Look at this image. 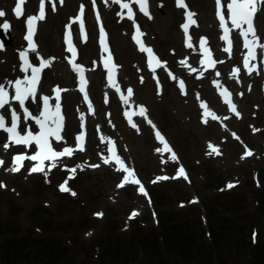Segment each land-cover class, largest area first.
I'll return each instance as SVG.
<instances>
[{"label":"rangeland","instance_id":"374dc122","mask_svg":"<svg viewBox=\"0 0 264 264\" xmlns=\"http://www.w3.org/2000/svg\"><path fill=\"white\" fill-rule=\"evenodd\" d=\"M51 1L55 10H51L40 24L37 39L39 56L54 59L39 92L43 94L57 86L61 90L68 89L69 85L56 75L69 79L78 77L67 61L65 36L66 25L73 24V18L80 15L83 5L87 11L83 16L86 41L78 22L76 28L71 27L73 43L79 48L76 63L87 69V93L96 116L100 121L104 120L113 133L102 132L103 140L96 131H91L89 146L61 160L47 176H29L30 168L11 172L10 167H6L0 172V185H4L0 186V264H55L52 255L38 253L41 238H46L47 243L55 238L57 243L61 241L63 247L70 249L71 257L85 260L89 251L94 255L97 238L106 231L112 232L116 243L131 247L129 253L133 264H151L156 256L147 258L142 236L152 237L162 232L159 214L162 217L170 214L172 222L178 223L174 225H187L189 231L176 236L182 235L188 241L187 247H180L186 252L202 254L210 251L209 246L217 241L228 253L233 244H239L247 249L241 251L234 262L251 264L253 246L260 242L264 244V69L238 76L233 83L223 80L211 83L208 78L199 76L198 71L191 72L192 76L180 72V67L186 66L184 57L188 54L182 28L188 22V12L195 14L193 19L196 21L190 25L188 35L193 31L194 40L203 34L213 40L217 35L218 42H213V47L222 58L220 30H210V24L217 22L216 0H183L186 7L179 6V0H149L151 18L140 11L134 0H124L131 5L134 19H130L128 10L118 3L112 9V5H102L98 0L94 4L93 0ZM36 2L29 7L34 10ZM98 5L101 13L96 16L94 7ZM0 10L6 13L0 17V25L7 21L13 36L12 44L5 46L19 48L17 40L23 29L14 23L17 18L13 0H0ZM258 22L264 43V7ZM100 24L111 34L116 65L119 66L118 85L133 90L126 105H132L138 112L145 104L142 122L132 117L131 123L128 122L126 107L116 98L115 88L107 94L108 72L105 68L97 70L95 66L89 71L105 56L98 38ZM137 25L146 35V45L160 61L166 62V66L161 64L153 72L147 65L144 53L133 39ZM242 51L246 52V49L242 48ZM238 52L239 49L237 55ZM59 55H65L66 62L61 63ZM13 58L17 65L12 51L11 55L6 52L2 56L0 69L4 76L12 74ZM238 59L233 58L222 65V72L225 75L235 72ZM35 61L40 63L38 59ZM141 61L146 66H142ZM68 72L70 77L65 75ZM181 81L185 85L183 90ZM225 89L231 94L239 115L230 110L221 95ZM211 114L217 118L213 119ZM100 125L105 131L104 124ZM157 131L163 140L157 138ZM109 140L117 144L118 155L134 170L146 195L140 192V185L131 182V177L120 186L127 174L117 170L121 166L114 159L106 170L90 166L94 150L101 151L102 148L106 157H110L106 152L111 146ZM165 140L173 146L167 156L163 154ZM60 144L62 148L70 146L74 149L77 145L73 136L63 139ZM173 153L176 160L172 159ZM73 167L76 171L71 174L67 169ZM180 167L185 170L186 178L178 176ZM70 175L73 178L69 179ZM66 180L70 191H61L60 186ZM229 184L233 186L229 188ZM114 189L120 193L114 194ZM152 195L158 198L156 204ZM133 212L137 214L133 216ZM97 213L103 215L97 216ZM177 227V231L182 230ZM96 249V252L101 251L102 246ZM51 253L54 254V249ZM180 256L186 261L183 255ZM159 257L157 255V259Z\"/></svg>","mask_w":264,"mask_h":264},{"label":"snow or ice","instance_id":"6c2138e0","mask_svg":"<svg viewBox=\"0 0 264 264\" xmlns=\"http://www.w3.org/2000/svg\"><path fill=\"white\" fill-rule=\"evenodd\" d=\"M63 2V0H61ZM116 3L121 4V7L128 10V16L130 19H134V13L132 7L129 3L124 2V0H115ZM135 3L139 5L140 11H142L146 16L151 18L150 12L148 11V0H134ZM27 3V0H17L16 6L13 9V12L17 18H21L24 15L23 6ZM95 0H93V4ZM217 5V18L220 22V27L223 31V35L221 37L227 44V47L224 49L225 52L231 54L233 41L231 38V32L233 30H239V35L243 38V48L247 50L243 64L244 67L248 70L249 74L251 72L257 70L256 65H253L251 61L257 58V49L264 50V43L261 42L260 37L257 36L253 25H252V18L254 13L258 10V5L260 7H264V0H227V3H224V0H216ZM179 6L186 7L183 3V0H179ZM225 8L227 9V18L225 15ZM52 10H55V6L53 5ZM84 14V6L81 5L80 8V15L73 18L72 23H79V29L81 31L82 37L86 41V34H85V25L83 20ZM6 13L3 10H0V17H4ZM194 13L188 12L187 13V21L185 24L182 25V28L185 31L186 38H187V46L189 48L193 47V44L190 42L191 38L188 36L190 25L195 24L196 21L193 19ZM46 18V6L45 0H40L39 4V12L37 15H31L27 17V25H28V35L26 39L29 42L28 50L31 52H36L38 46L34 43L33 35L36 28V25L40 20ZM229 23L231 27H229ZM246 26V27H245ZM4 30H7L10 27V24L5 21L3 25H0ZM71 27L72 24L66 25L68 31L66 32L65 41L67 44V51L71 54L69 59V63L72 67V70L77 74L80 91L84 94V99L88 103V107L90 111H93L92 104L89 100L88 93H87V78H86V71L87 69L78 63H76V59L78 56V50L76 49L72 34H71ZM137 27V33L133 37L136 43L140 46V50L142 52H146L148 54V65L150 69L154 72L157 66L164 64L166 66V62H162L159 58L154 54L153 50L146 46L141 37L143 33L139 30V25ZM207 38L200 39V48L202 49L203 55L206 57V60H202V64H207L208 67H213L217 61L213 59L211 54V50L207 48L206 45ZM100 44L103 49L104 53H107V56L103 59V64L105 69L108 72V81L111 87L115 88L118 92H121V99L124 101L125 104L129 102V98L133 95V90L131 88L127 89V95H123L121 89L119 88L118 81L116 79V74L118 70V65H116L113 61V57L111 56L109 47L106 43V33L101 25L100 28ZM21 60L23 61V69L22 71L28 73L31 71V75L25 76L23 79H17L15 81H9L8 85L6 86L3 83H0V109H5V106L11 105L12 101L18 102L20 108L23 109L24 113V121L27 123L28 120H32L38 126V131L33 132L31 126H28L21 130L20 126V115L18 114L16 108L9 107V112L11 116V123H8L7 117L0 112V131H3L7 134V142L3 145L4 150L7 151L10 145H24V146H31L35 144L36 148L38 149L33 155H26V154H16L13 156V167L10 171L18 172L23 167V162L25 160L36 162L34 166L29 170L31 173H44L46 176L48 171H51L52 168L57 166V163L60 158L62 157H71L76 150L83 151L84 150V143L86 140L85 133L82 131L76 138L77 145L74 149L70 146H65L62 150L57 151L53 147V140L59 142L62 141L63 137L61 135L63 130L64 124V117L62 115L61 105L59 103L61 89L57 86L54 91L56 93L55 105H52L50 102V97L42 96L41 100L42 110L39 111L38 115H33L30 110L26 107V101L31 98L33 101L36 100L37 92H38V85L41 79V73L45 67L50 66L52 59L49 58L45 59L44 57L39 58V65H34L28 55V51L20 53ZM235 72L238 73L239 69H235ZM202 75V73H201ZM158 82V78H157ZM180 87L183 90L185 85L184 82H180ZM9 89H12L14 94L10 93ZM221 95L224 97L225 102L229 105L230 110L236 112V106L231 101V94L225 89ZM206 107V106H205ZM146 109L143 106L140 107V115H145ZM239 115L238 112H236ZM128 115V113H126ZM205 115H209L206 111ZM213 119L217 117L215 114H211ZM130 123H131V118ZM82 120V128L84 127L83 121L84 117L81 116ZM206 122V121H205ZM133 127H137V125L132 124ZM157 138L163 140L164 138L160 134L159 131L156 132ZM103 139V137H102ZM111 146L109 147L108 151L111 154L110 157H105L104 162L110 163L113 159L115 162L120 165L121 167L118 168V171H123L127 175L124 176L122 184L129 182V178L131 177L132 183L140 185V192L146 195L145 189L143 185L140 183L138 178H135V172L133 169H130L125 165L124 160L118 155L117 149L114 146V141L109 140ZM210 147H212L210 145ZM165 148L169 151L167 145ZM215 151V148H213ZM250 154V153H249ZM172 159L176 160L177 157L175 153L172 154ZM50 162V166L48 171L45 170V162ZM4 161L0 160V166H3ZM96 167L98 165H92ZM76 167H82L77 165ZM69 173L74 174L76 168L67 169ZM178 176H184L186 178V173L183 167H180L178 170ZM73 178L72 175L69 176V179ZM167 177H158L157 179H166ZM4 186V185H0ZM233 185L229 184L228 187L231 188ZM61 191H70L67 187V180L60 186ZM72 195H75L72 192ZM137 213L133 212V216ZM97 216H102V213H97Z\"/></svg>","mask_w":264,"mask_h":264},{"label":"bare ground","instance_id":"6f19581e","mask_svg":"<svg viewBox=\"0 0 264 264\" xmlns=\"http://www.w3.org/2000/svg\"><path fill=\"white\" fill-rule=\"evenodd\" d=\"M72 1L73 0H71V2ZM100 1H101L102 5L103 4L107 5V6H111L112 5V9H114L115 5H117L115 0H100ZM35 2H36V0H27V3L23 6L24 7V15H26L29 11H33L35 13V15L38 14L40 0H37V2H36L37 7L34 10L29 7V5L35 4ZM16 3H17V0H13L14 7L16 6ZM224 3L226 4L227 0H224ZM45 6H46V16H47V14L50 13V11L53 8L52 1L51 0H45ZM225 13H227V9L226 8H225ZM258 16H259V13H258L257 17ZM43 20H40L38 22V24L39 25L42 24ZM14 23L19 25L20 27H22V24H23L26 29L28 28L26 18H24L23 20L22 19L14 20ZM74 24L75 23H73L72 26ZM211 29L212 30L213 29L218 30L217 22H213L212 24H210V30ZM236 33L239 34V30H233L232 31V41H233L232 55L233 56H235V52H236V49L239 46V43L241 42V40H243V38L242 37H238L236 35ZM27 35L28 34L25 32L22 35V37L18 38V40H17L18 46L21 45V46L28 47L29 42L26 39ZM188 36H190V38H191L190 42L193 44V47L192 48L187 47L188 54L186 55V57H184V58H186V61L184 62L186 64V69L189 70L187 74L192 76V74H190V73H191V71L194 70L193 68L200 67L201 68L200 73H202V75L200 74L199 76H203L205 78H208L209 79L208 81L211 82V83L216 82L218 80H223L226 83H229V82L233 83L235 81V78H236L235 74L231 72L229 75L228 74L225 75L222 72L221 63H218L214 67H208L206 63L205 64L201 63V61L203 59L200 60V58H199V54L202 51V49L200 48V40L198 38H196L194 40L193 31L190 32V34ZM0 40H2V39L0 38ZM33 40H34V43L37 44L36 31H34ZM217 41L218 40H217L216 36L214 37V40H212L209 37H207L206 45H212L213 42L217 43ZM11 51L13 52L14 57H15V59L17 61V66H15V68H14V73L11 74L12 75V79H14L16 76H18L21 79V77L23 76V71L21 69V64L23 63V61L21 60L20 52L17 49H14V48H11V47H5L4 45L0 44V55L3 54V53H6V52H8L11 55ZM143 53H144L145 60H148V56H147L146 52H143ZM222 53L225 56L229 55V53H227L225 51H222ZM28 55H29V58H35L36 57V53L35 52H31L29 50H28ZM67 55L70 57L71 54L69 52H67ZM59 59L61 60V63L66 62L65 61V55L64 56L59 55ZM205 60H206V57H205ZM255 62H257V59L251 61L252 64H254ZM141 64H142V66H146L142 61H141ZM147 65H148V62H147ZM95 66H97V68H98L97 70H99L100 67H104L103 61H101V63L98 61V65L94 64L92 67H90L89 71H93ZM47 70H49V67H45L43 69V71H44L43 73L47 72ZM180 72L184 73L185 72V68H183L181 66L180 67ZM159 73H161V72H159ZM246 73H249L248 70L244 67L243 62H240V74L244 75ZM161 74L163 75V73H161ZM65 75H67V77L71 76L70 72L65 73ZM56 77L59 78L62 81L64 80L65 83L67 85H69V89H67L65 91L63 90L61 92L60 100H59V103L61 105L62 115L64 117V124L63 125H64V136H65V138H67V137L71 138L72 135H74L75 133L78 134L79 132L83 131L84 127L82 128V120H81V116L82 115H83L84 119H88V130L93 129L94 131L97 132L98 131V126H99L100 129L103 128L98 123H102L105 126V133L108 134V135L109 134L111 135L113 133L112 128H109V126H106L104 120L100 121L99 117H97L95 114H93L92 111L89 110V107L87 106L86 101L84 99V95L80 91L79 83L76 82L73 78L69 79V78H66L63 75H56ZM116 77H117V75H116ZM9 78L10 77L4 79V76L2 75V71L0 70V83H3V84H5L7 86L8 82H5V81H7ZM122 86H123V91L126 92L127 88L124 85H122ZM111 89H112V87L110 86L109 82L107 81V89H106L107 94L111 92ZM50 94H51L50 95V98H51L50 102H51L52 105H55V103L57 102L56 99H55V95L56 94H53L52 92ZM111 95L114 96L115 95L114 92H112ZM42 104H43V102L41 100V97L38 94H37V97H36L35 101H33L31 98L28 101H26V105L29 106L30 112L33 115H38L39 114V111L42 110ZM123 105H126V104L124 103ZM11 106H14V107H16L18 109V114L20 115V118H21L20 119L21 130L26 128L27 125L31 126V128H32L34 133L39 130L38 126L35 124L34 121L28 120L27 123H25V121H24V113H23L22 108L19 107L18 102L12 101ZM7 109H9V106H5V110L6 111H7ZM126 110H127V108H125V111ZM137 116H138L137 119H136L137 122H142V121L145 120V118L142 115L137 114ZM7 119H8V123L10 124L11 123V116L9 115V113H8ZM73 132H74V134H73ZM7 139H8L7 134L5 132H3V131H0V160L4 161L3 166H0V172L4 171L6 167H10L8 169L10 171V169L13 167L12 158L17 153L22 152L24 150L25 153H20V154L33 155L38 150L36 148L35 144H32L31 146L10 145L8 150L5 151L3 145L7 142ZM86 146L87 145H85L84 147L86 148ZM53 147L57 151H60V150L63 149L62 146L60 145V141L57 142V141L53 140ZM163 154L165 156H167L166 152H163ZM105 157H106V154H105V152L103 151L102 148H101L100 152L94 150V152H92V157H91V158H93V161H92V164L90 166L98 165V166L94 167L96 170H106V169H108L107 168L108 163L104 162V158ZM67 158H68L67 156L60 158L56 167L59 166L61 160H63V159L65 160ZM35 163L36 162L25 160L23 162V167L20 170H23L25 168H30L31 169L34 166ZM49 166H50V162L46 161L45 162V170L46 171H48ZM96 170H94V171H96ZM11 172H13V171H11ZM30 175L31 176H39V175H44V173H31L30 172ZM119 193H120V190L114 189V194L118 195Z\"/></svg>","mask_w":264,"mask_h":264},{"label":"trees","instance_id":"16d2710c","mask_svg":"<svg viewBox=\"0 0 264 264\" xmlns=\"http://www.w3.org/2000/svg\"><path fill=\"white\" fill-rule=\"evenodd\" d=\"M155 199L157 201L158 198ZM206 206L208 207V204H206ZM160 223L162 229L161 233L152 235L154 238L142 236L144 252L147 258L156 256L155 261L151 264H236L234 260L238 259V254L247 249L241 247L239 244L236 246L233 244L229 252L226 253L221 245L217 241H214V243L209 246L210 251H204L202 254L196 255L189 250L186 252L185 249H181L180 247H187L185 244L188 243V241L184 240L182 235L181 237H176L181 232L189 231L186 224L174 225L178 223L172 222L170 214H164V217L160 215ZM177 226L181 227L180 229L182 230L177 231V229H179ZM143 229L146 230L145 228ZM108 232L110 231H106L99 235L94 245V255L89 251V257L85 260H78L75 256L71 257L69 255L70 249L67 250L63 247L61 241L57 243L55 238H52L53 240L50 243H47L46 238H41L39 242L40 252L38 250V253L52 255L56 260L55 264H110V262H112V264H133V259L129 253L131 247L122 246L120 242L116 243L112 232ZM215 232L216 231H214V236H216ZM101 246V251L99 249L98 252H96V248ZM242 246H244V244ZM160 247H162L161 250H158ZM52 249H54V254L51 253ZM253 249L251 264H264V244L262 242L256 243ZM200 250L204 249L200 248ZM157 255H160L158 259ZM180 255H183L186 261L181 260ZM171 257H174V259L171 260Z\"/></svg>","mask_w":264,"mask_h":264}]
</instances>
